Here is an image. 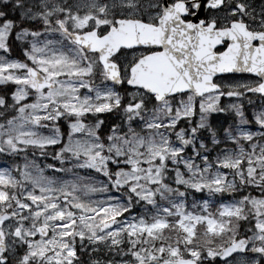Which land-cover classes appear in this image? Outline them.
Returning a JSON list of instances; mask_svg holds the SVG:
<instances>
[{
	"label": "snow or ice",
	"instance_id": "1",
	"mask_svg": "<svg viewBox=\"0 0 264 264\" xmlns=\"http://www.w3.org/2000/svg\"><path fill=\"white\" fill-rule=\"evenodd\" d=\"M0 264H264V0H0Z\"/></svg>",
	"mask_w": 264,
	"mask_h": 264
},
{
	"label": "trees",
	"instance_id": "2",
	"mask_svg": "<svg viewBox=\"0 0 264 264\" xmlns=\"http://www.w3.org/2000/svg\"><path fill=\"white\" fill-rule=\"evenodd\" d=\"M208 198H209L208 195L206 193H203V192L195 194V199H198V200H204V199H208ZM216 202L219 203L220 201L217 200ZM212 207L214 209L215 205H212Z\"/></svg>",
	"mask_w": 264,
	"mask_h": 264
},
{
	"label": "rangeland",
	"instance_id": "3",
	"mask_svg": "<svg viewBox=\"0 0 264 264\" xmlns=\"http://www.w3.org/2000/svg\"><path fill=\"white\" fill-rule=\"evenodd\" d=\"M196 200H198V199H196Z\"/></svg>",
	"mask_w": 264,
	"mask_h": 264
}]
</instances>
